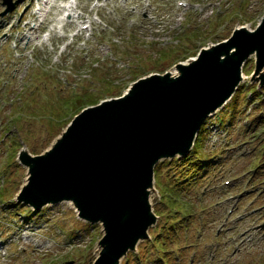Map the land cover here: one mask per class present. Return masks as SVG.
I'll list each match as a JSON object with an SVG mask.
<instances>
[{
    "label": "rangeland",
    "instance_id": "374dc122",
    "mask_svg": "<svg viewBox=\"0 0 264 264\" xmlns=\"http://www.w3.org/2000/svg\"><path fill=\"white\" fill-rule=\"evenodd\" d=\"M43 2L19 0L0 18V264H93L102 225L79 218L70 202L36 211L21 200L28 182L21 150L44 152L82 108L120 96L146 75L174 72L238 26L254 29L264 0H80L77 20L60 21L66 11L56 7L34 33ZM51 27L50 37L37 39ZM255 61L243 66L247 89L238 102L208 116L192 164L160 162L157 223L121 264H264V107L249 97L259 89ZM234 226L240 229H227ZM250 227L246 237L255 242H243Z\"/></svg>",
    "mask_w": 264,
    "mask_h": 264
},
{
    "label": "water",
    "instance_id": "95a60500",
    "mask_svg": "<svg viewBox=\"0 0 264 264\" xmlns=\"http://www.w3.org/2000/svg\"><path fill=\"white\" fill-rule=\"evenodd\" d=\"M252 56L251 80L264 86V15L254 29L236 27L174 72L146 75L122 96L83 108L44 152L21 150L28 182L20 199L37 210L70 202L81 218L103 227L93 264H121L157 223V165L190 152L206 118L236 93Z\"/></svg>",
    "mask_w": 264,
    "mask_h": 264
},
{
    "label": "bare ground",
    "instance_id": "6f19581e",
    "mask_svg": "<svg viewBox=\"0 0 264 264\" xmlns=\"http://www.w3.org/2000/svg\"><path fill=\"white\" fill-rule=\"evenodd\" d=\"M52 1L53 2H51L50 0H45V2H43V7H40V9L35 12L36 15H37V18L39 19V26L36 27L37 30L34 28V33L37 32L39 28H41V26L46 21L47 16L50 14V12H56V7H57V10L58 11H64V10L66 11V15H67L66 17H67V19H65L64 17H62V18L59 19L60 21L67 20V22L68 21H73L74 22L75 20H77V17H80V15H82L81 12H78L77 11V8L80 5V0H68V2L65 3V4H63V5L56 4V0H52ZM129 1L132 3V2H138L139 0H124L125 4L128 3ZM46 7H49V9H46ZM64 25H65V23L62 22V26H64ZM88 26L89 25H84L81 28H87ZM41 31H42V29H41ZM53 31H56V29H54L53 27H51L50 28V31L48 33H46V34H45V30H43L42 31V34H40L37 39L42 38V41H45V39H47L48 37H50V35L52 34ZM37 39H35V40H37ZM29 40H32L31 39V36H30ZM35 40H33V42ZM241 186H242V184L240 182H238L236 188L238 189ZM237 210H238V208L232 209V212H235ZM253 213L254 212L247 213V216L246 217L247 218L248 217H252L253 216ZM214 218H217L218 219V217H214ZM29 228H30V226H29ZM227 229H229V230H231V229H233V230H239L240 228H237V226H234V227H227ZM250 230H251V227L249 228V230H247L248 232H243L242 233V235L245 236V239L243 240V242H246V241L255 242V239L256 238H254V240L252 241V238L250 239L249 237H246L249 234ZM29 236H30L29 234H26L23 238H26L27 239V238H29Z\"/></svg>",
    "mask_w": 264,
    "mask_h": 264
},
{
    "label": "trees",
    "instance_id": "16d2710c",
    "mask_svg": "<svg viewBox=\"0 0 264 264\" xmlns=\"http://www.w3.org/2000/svg\"><path fill=\"white\" fill-rule=\"evenodd\" d=\"M246 89H247V88L239 87L238 91H237V92L235 93V95L232 97V99H231V103H230V104L237 103L238 100H239V96L242 95V93H244V92L246 91ZM255 91H256V92H254V93H250L251 96H253L254 99H255L256 97H260V98H261V105H262V107H264V91H261V89H258V88H256ZM88 95H91V94H88ZM245 96H247V94H246ZM78 99H82V98H78ZM64 103H66V102L64 101ZM67 103H68V102H67ZM92 103H93V102H92ZM92 103H91V104H92ZM68 104H69V103H68ZM261 117H262V116H260V118H261ZM202 128H204V125L202 126ZM202 128H201V130H202ZM200 134H201V131H200V133H199V135H198L196 141H198V139H199V137H200ZM193 153H194V154H192V155L197 156V153H198V152L196 151L195 148H194ZM192 155L187 156V157H184V158H185L184 160L188 161L187 163L192 164V158H191ZM169 163H170V162H169ZM187 163L184 164V167L187 165ZM161 167H162V166H161V163H159V164L157 165V167H156V173H157V171L160 170ZM184 176H188V174H185Z\"/></svg>",
    "mask_w": 264,
    "mask_h": 264
}]
</instances>
